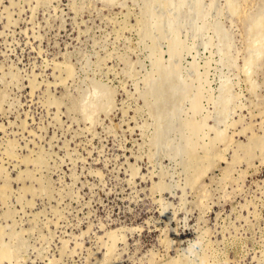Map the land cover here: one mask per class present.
Masks as SVG:
<instances>
[{"label": "rangeland", "instance_id": "obj_1", "mask_svg": "<svg viewBox=\"0 0 264 264\" xmlns=\"http://www.w3.org/2000/svg\"><path fill=\"white\" fill-rule=\"evenodd\" d=\"M263 24L264 0H0V264H264Z\"/></svg>", "mask_w": 264, "mask_h": 264}, {"label": "bare ground", "instance_id": "obj_2", "mask_svg": "<svg viewBox=\"0 0 264 264\" xmlns=\"http://www.w3.org/2000/svg\"><path fill=\"white\" fill-rule=\"evenodd\" d=\"M197 1H198V0H197ZM232 1H233V0H232ZM235 1H236V0H235ZM230 2H231V1H230ZM230 2H229V3H230ZM237 2H239V1H237ZM232 3H233V2H232ZM232 3H231L230 5H232ZM235 3H236V2H235ZM198 5H199V3H198ZM233 6H234V3H233ZM197 10H198V9H197ZM193 13H194V12H193ZM189 15H191V14H189ZM197 15H198V14H197ZM203 19H204V18H203ZM189 20H190V19H189ZM190 21H191V20H190ZM199 21H200V20H199ZM191 22H192V21H191ZM197 23H198V22H197ZM263 25H264V24H263ZM263 25H262V26H263ZM190 26H191V25H190ZM199 27H200V26H199ZM263 27H264V26H263ZM192 28H193V27H192ZM257 28H258V27H257ZM199 31H200V30H199ZM206 32H207V31H206ZM174 51H175V50H174ZM247 58H248V57H247ZM254 62H255V61H254ZM228 63H229V62H228ZM248 63L250 64V63H253V62H248ZM249 64H247L248 67H249ZM250 65H252V64H250ZM250 67H251V66H250ZM66 68H67V67H66ZM67 71H69V70H67ZM70 71H71V70H70ZM70 71H69V72H70ZM67 73H68V72H67ZM68 74H69V73H68ZM230 79H231V78H230ZM232 79H233V78H232ZM151 80H152V79H151ZM219 86H220V84H219ZM226 86H227V85H226ZM164 87H166V86H164ZM169 87H170V86H169ZM174 91H175V90H174ZM174 91H173V92H174ZM184 91H185V90H184ZM174 93H175V92H174ZM90 94H91V93H90ZM237 94H238V93H237ZM166 95H167V94H166ZM167 96H168V95H167ZM236 96H237V95H236ZM239 96H240V95H239ZM230 98H232V97H230ZM235 98H236V97H235ZM169 100H170V99H169ZM195 100H196V99H195ZM235 100H236V99H235ZM232 101H233V100H231V102H232ZM238 101H239V100H238ZM175 102H177V101H175ZM194 102H195V101H194ZM155 103H156V102H155ZM226 103H227V102H226ZM192 105H193V104H192ZM195 105H196V104H195ZM198 106H199V105H198ZM242 106H243V104H242ZM232 107H233V106H232ZM191 108H192V106H191ZM194 108L196 109V108H198V107L196 106V107H193V109H194ZM87 110H88V109H87ZM163 110H164V109H163ZM196 110H197V109H196ZM159 111H160V109H159ZM160 117H161V116H160ZM164 117H165V116H164ZM238 117H239V116H238ZM202 118H203V117H202ZM162 119H163V118H162ZM240 119H241V118H240ZM154 120H155V119H154ZM238 121L240 122V120H238ZM194 122H196V120H195ZM204 122H205V121H204ZM233 122L236 123L235 121H233ZM241 122H242V121H241ZM231 123H232V122H231ZM194 124H195V123H194ZM194 124H191V123H190L189 125H194ZM197 124H198V123H197ZM197 124H195L193 127H195ZM166 125H167V124H166ZM199 125H200V127H201V124H199ZM202 125H203V124H202ZM204 125H205V124H204ZM231 125H232V124H231ZM236 125H237V124H236ZM236 125H235V126H236ZM187 127H188V126H187ZM187 127H186V128H187ZM189 127H191L192 129H196V128H198L197 126H196L195 128H193L192 126H189ZM189 127H188V128H189ZM202 128H203V127H202ZM202 128H201V129H202ZM211 128H212V127H211ZM203 129H204V128H203ZM203 129H202V130H203ZM244 129H247V128L244 127ZM244 129H243V130H244ZM190 130H191V129H190ZM198 130H199V129H198ZM244 131H245V130H244ZM193 132H194V130L192 131V133H193ZM195 132H196V130H195ZM189 134H190V133H189ZM203 135H204V133H203ZM218 135L221 136L222 134H217V135H216V133H215V137H213V138H216V137H217L215 140L219 139L220 136H218ZM190 136H191V135H190ZM226 136H227V135H226ZM251 136H252V135H251ZM191 137H192V136H191ZM191 137H190V139L192 140ZM254 137H255V136H254ZM254 137H252V138H254ZM221 138L223 139L224 137L221 136ZM225 139H226V138H225ZM229 139H230V138H229ZM229 139H228V140H229ZM231 139H232V138H231ZM250 139H251V138H250ZM254 139H255V138H254ZM256 139H259V138H256ZM256 139H255V143L258 142V140L256 141ZM263 139H264V138H262L261 143L264 144ZM209 140H210V139H209ZM223 140H224V139H223ZM224 141H225V140H224ZM259 141H260V139H259ZM213 143H214V141H213ZM231 143H233V142H231ZM255 143H254V144H255ZM261 143H260V144H261ZM193 144H194V141H193ZM193 144H192V145H193ZM248 144H250V143L248 142ZM256 144H258V143H256ZM203 145H204L203 148L207 147V146H205V144H203ZM210 145H212V143H211ZM210 145H208V146H210ZM246 146H247V145H246ZM246 146H244V147H245L244 150H246L247 148L250 147V146L248 145L249 147L246 148ZM189 147H190L191 149H193V147H191V146H189ZM210 147H211V146H210ZM214 147H215V146H214ZM240 147H241V146H240ZM240 147H239V148H240ZM186 148H187V147H186ZM199 148H200V147H199ZM211 148H212V147H211ZM211 148H210V149H211ZM215 148H216V147H215ZM215 148H214V149H215ZM191 149H188V150H191ZM207 149H208V147H207ZM210 149H209V150H210ZM188 150H186V151L189 152ZM244 150H243V151H244ZM249 150L251 151V149H249ZM249 150H246V152H247L248 154H249V152H248ZM204 151H206V150H204ZM192 153H193L192 156H195V157H196L194 151H193ZM203 153H204V152H203ZM209 153H210L209 151H208V152H205V154H203L204 156L201 154L202 156H198V157H196V158H198V160H199V158L202 157V160L205 162L206 165H208L209 162H211V160H212V157H210V154H209ZM188 154H189V153H188ZM217 154H218V153H217ZM217 154H216V155H217ZM244 154H245V152H244ZM186 155H187V154H186ZM214 155H215V154H214ZM218 155H219V154H218ZM218 155H217V156H218ZM190 156H191V154H190ZM192 156H191V157H192ZM217 156H216V157H217ZM248 156H249V155H248ZM210 158H211V159H210ZM213 158H214V157H213ZM219 158H220V157H219ZM236 158H237V157H236ZM188 159H189V158H188ZM193 159H194V158H193ZM189 160H190V159H189ZM189 160H188V161H189ZM202 160L200 159V161H202ZM190 161H192V158H191ZM194 161H195V159H194ZM194 161H193V162H194ZM200 161H199V162H200ZM213 161H214V160H213ZM196 162H197V161H196ZM214 162H215V161H214ZM214 162H213L212 164H214ZM200 163H201V162H200ZM192 164H193V163H192ZM201 164H203V163H201ZM205 164H204V166L198 167V169H197L196 171H194V172H195V177H196V178L201 177L202 174L204 173V171L207 170V169L205 168V166H206ZM210 165H211V164H210ZM197 166H198V165H197ZM212 166H213V165H212ZM193 167H194V166H193ZM191 168H192V167H191ZM207 168H208V166H207ZM193 170H194V169H193ZM193 170H192V171H193ZM194 172L192 173V175L194 174ZM205 173H206V172H205ZM205 173H204V175H205ZM191 177L193 178V176H191ZM196 178H195V179H196ZM198 179H199V178H198ZM191 180H193V179H191ZM194 181H195V180H194ZM196 181H197V180H196ZM199 182H200V181H199ZM199 182H198V183H199ZM192 183H193V182H192ZM195 184H196V183H195ZM196 185H197V184H196ZM0 230H1V229H0ZM0 242H1V241H0ZM2 242H3V241H2ZM2 242H1V243H2ZM4 244H5L4 242H3L2 244H0V258H1L2 260H3V258H5V257L8 258V255H9V254H7V249H6V248H3V247L5 246ZM1 245H4V246H1ZM6 245H7V244H6ZM6 247H7V246H6ZM8 250H9V248H8ZM9 256H10V255H9ZM6 258H5V259H6ZM1 259H0V260H1ZM170 259H171V258H170ZM172 259H173V258H172ZM177 259H178V258H177ZM177 259H175V260L173 259V260L176 261ZM176 262H178V261H176ZM176 262H175V263H176ZM180 262H181V261H180ZM164 263H165V262H164ZM183 263H184V262H183ZM165 264H166V263H165ZM172 264H173V263H172Z\"/></svg>", "mask_w": 264, "mask_h": 264}]
</instances>
